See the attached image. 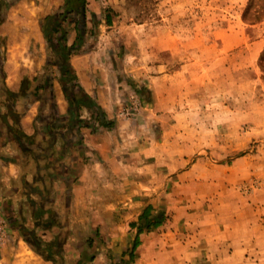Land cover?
<instances>
[{"label":"crops","instance_id":"0c3cea01","mask_svg":"<svg viewBox=\"0 0 264 264\" xmlns=\"http://www.w3.org/2000/svg\"><path fill=\"white\" fill-rule=\"evenodd\" d=\"M50 3L51 11L40 21L65 0ZM29 14L34 17L30 15L28 26L24 22L17 26L33 44L29 73L16 74L6 64L0 69L5 81L0 90L9 93L1 104L5 111L0 112V212L8 223L0 245L6 242V233H21L24 225H33L29 237L40 236L41 246L22 235L28 261L36 259L33 264H162L156 256L174 255L178 246L187 255L193 253L188 239L179 244L177 234L161 231V225L141 231V205L142 209L170 205L147 191L165 188L172 191L166 200L173 201L179 188L189 191L198 174L205 182L200 185L217 180L221 191L229 186L228 172L240 179L246 157L225 163L229 147L239 149L238 143H227L225 123L211 121L198 105L196 111L188 110L185 104L192 96L185 88L191 82L184 83L185 76L161 71L144 75L141 82L140 72L137 77L122 76L113 60L112 70L99 72L93 55L81 45L68 56L74 76L70 82L59 65L60 54L35 21L37 10ZM74 43L65 40L68 48ZM53 51L58 53L55 61L49 54ZM48 66L57 70L45 72ZM141 83L154 102L161 96L164 114L141 120ZM196 83L200 87L199 79ZM82 93L100 106L111 128L101 127L86 106L76 103ZM121 101L136 102L139 109L132 117L119 118ZM255 192L258 198L264 182ZM141 197L150 199L143 205ZM260 198L253 203L264 208V194ZM250 240L208 236L200 248L207 255L213 248L224 255L227 244L238 253ZM151 254L156 258L144 257Z\"/></svg>","mask_w":264,"mask_h":264},{"label":"rangeland","instance_id":"374dc122","mask_svg":"<svg viewBox=\"0 0 264 264\" xmlns=\"http://www.w3.org/2000/svg\"><path fill=\"white\" fill-rule=\"evenodd\" d=\"M50 1L0 0V24L7 20L0 30V69L6 64L16 74L27 70L29 73L33 44L17 26L23 22L28 26L29 12L36 9L35 21L43 30L47 26L54 49L62 48L59 39L64 34L69 42L80 41L82 51L93 55L99 72L112 70L113 60L114 69L122 76L129 73L137 77L140 72L141 82L144 75L161 71L185 76L186 80L181 78L183 82H191L185 88L186 94L192 96L185 104L188 110H195V105L203 107L204 115L211 121L225 123L227 143H238L239 149L229 147L231 153L225 163L231 165L236 157L246 160L239 168L240 179L227 173L229 186L223 191L218 189L217 180L214 184L208 182L207 187L200 185L204 182L200 174L189 191L179 188L173 201L166 200V194L172 191H164L165 188L147 191L170 205H148L145 209L141 205V214L148 209L149 219L162 218L161 231H174L179 244L188 239L194 249L187 255L178 246L176 254L156 257L162 264H264V208L253 203L264 194L255 198V191L264 182V0H86L85 18L69 13L66 19L62 17L65 3L59 0L63 5L52 14L53 19L46 21L44 17L40 21L51 11ZM80 33L82 40L78 38ZM49 54L52 61L57 60L58 53ZM46 69L49 73L57 70L50 66ZM3 85L5 81L0 78V87ZM8 94L0 90V112L5 111L1 104ZM151 94L141 83V120L165 113L161 96L157 95L159 100L154 102ZM123 103L126 102L120 103L119 118L132 117L139 109L136 102ZM149 199L141 197V204H147ZM145 224L142 218L143 230L154 231L158 227L147 229ZM31 228L33 225H24L21 233H6V242L0 245V264L36 261H28L29 250L22 239L25 235L29 243L37 245L41 237L31 239ZM233 235L251 240L238 253H233L227 244L224 255L214 248L211 255L201 252L203 238L227 239ZM43 246L46 250L47 243ZM144 257L156 258L152 254Z\"/></svg>","mask_w":264,"mask_h":264},{"label":"trees","instance_id":"16d2710c","mask_svg":"<svg viewBox=\"0 0 264 264\" xmlns=\"http://www.w3.org/2000/svg\"><path fill=\"white\" fill-rule=\"evenodd\" d=\"M76 0H65V12L62 15V17L64 19H66V15L69 13H74L77 15H80L82 18H85V4H86V0H77V4L75 5ZM53 19V16H47L45 18L46 21H49ZM84 20V19H83ZM80 30H82L81 27L77 26V31L81 32ZM47 41L49 43V45L51 47H53V50H56V52H58L60 54V60L61 63H59V65L61 66V69L64 73V75L69 79L70 82L73 81L74 76H73V70L72 68L69 66L68 64V56L71 54V51H77L80 48V41L79 43L75 42L71 47H67L65 45V40H66V35H62L61 38L59 39L61 42H63V46L61 49H54V44L51 42V39L49 37V34L51 33L49 31V29L47 28V26H45V29L43 30ZM79 40H82V35L81 33L79 34ZM75 84L72 83V86H74ZM136 87V86H134ZM138 91V88H137ZM70 100V97L67 96ZM76 103L82 104L84 106H86L90 112L91 115L94 119V121H97L99 123V125L101 127H107V128H111V123L107 122L105 115L103 113V111L101 110L100 106H98L89 96H87L86 94H81L79 95V99L76 100ZM148 213V209H146L143 214H141V219L144 218L145 219V228L149 229L150 227H156L159 226L162 223V218L159 217H155L153 219H149L147 216ZM143 229L141 228V231Z\"/></svg>","mask_w":264,"mask_h":264},{"label":"built area","instance_id":"2783aa9c","mask_svg":"<svg viewBox=\"0 0 264 264\" xmlns=\"http://www.w3.org/2000/svg\"><path fill=\"white\" fill-rule=\"evenodd\" d=\"M5 228H6V220L3 214L0 212V244L3 242Z\"/></svg>","mask_w":264,"mask_h":264}]
</instances>
